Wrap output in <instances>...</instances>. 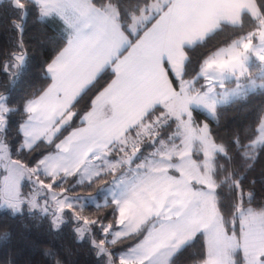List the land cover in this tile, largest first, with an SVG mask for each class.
Masks as SVG:
<instances>
[{
    "label": "snow or ice",
    "instance_id": "1",
    "mask_svg": "<svg viewBox=\"0 0 264 264\" xmlns=\"http://www.w3.org/2000/svg\"><path fill=\"white\" fill-rule=\"evenodd\" d=\"M29 18L52 53L16 97ZM0 34V208L40 230L39 264H264V106L220 132L264 96V0H0Z\"/></svg>",
    "mask_w": 264,
    "mask_h": 264
},
{
    "label": "trees",
    "instance_id": "2",
    "mask_svg": "<svg viewBox=\"0 0 264 264\" xmlns=\"http://www.w3.org/2000/svg\"><path fill=\"white\" fill-rule=\"evenodd\" d=\"M27 25L30 43L33 45L35 52L32 61V70L26 76L25 83L17 86L13 92V95L16 97H20L24 94V90H26L28 82L37 85L39 84L41 79L39 64L44 58L51 55L52 53L50 40L55 30L51 27L44 28L39 24H33L31 18H29ZM226 35L227 33L217 37L216 40L212 41V44L214 45L219 41L224 40ZM4 39L5 37L0 34V44L4 42ZM195 55L196 58H199L200 52H197ZM2 80L3 77L0 76V81ZM261 106H264V96H261L259 92L250 94L245 100H239L224 106L222 123L220 126L221 135L227 138L230 136L231 131L234 128L244 129L254 126L257 112ZM200 118L203 119V116ZM262 170H264V162L258 163L255 171L251 174L252 177L257 181V199L256 204L253 205L254 207H259L261 199L264 197V192L261 191L260 184ZM2 175L3 171L0 169V179ZM26 191V185H23L24 195ZM81 194L83 195L85 193L81 191ZM102 198L103 195L99 196L96 202L100 203ZM9 211L10 210L8 209H0V264H3V261L7 259L9 255H12L15 259H17L20 264H23V262L26 260H32L33 264H39L41 261L40 253L42 252L43 248L48 247L49 245L46 242H40V230L33 227V222L31 220H29L27 217L13 218L8 214ZM109 211V209H100L99 212H97L95 204L93 203H88L85 208V214L93 217L97 214L105 215ZM111 219L112 217L109 216V220ZM25 224L28 225L27 229L24 227ZM5 228L11 233V236L7 241L3 240L2 238V233ZM126 246L127 244H118L116 247L124 248ZM237 258L242 259V253L239 254ZM74 259L78 260L80 264H91L93 257L88 254L86 250H83L76 257H74Z\"/></svg>",
    "mask_w": 264,
    "mask_h": 264
},
{
    "label": "rangeland",
    "instance_id": "3",
    "mask_svg": "<svg viewBox=\"0 0 264 264\" xmlns=\"http://www.w3.org/2000/svg\"><path fill=\"white\" fill-rule=\"evenodd\" d=\"M0 169L3 171V175L1 176V179H0V197H2L5 194L4 177L7 175V173L5 172L3 167H0ZM23 185H26V188H27L25 195L29 194L31 192V185L27 181H23L21 184V192L22 193H23ZM103 199L104 198H102V201L100 202V204L103 203ZM89 203L97 204L98 202L93 201V202H89ZM0 209H4V208H0Z\"/></svg>",
    "mask_w": 264,
    "mask_h": 264
}]
</instances>
